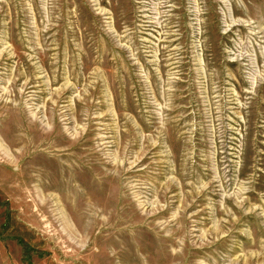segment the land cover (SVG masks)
Here are the masks:
<instances>
[{
	"label": "rangeland",
	"instance_id": "obj_1",
	"mask_svg": "<svg viewBox=\"0 0 264 264\" xmlns=\"http://www.w3.org/2000/svg\"><path fill=\"white\" fill-rule=\"evenodd\" d=\"M0 264H264V0H0Z\"/></svg>",
	"mask_w": 264,
	"mask_h": 264
}]
</instances>
